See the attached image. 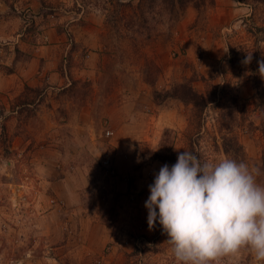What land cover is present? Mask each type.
<instances>
[{
    "label": "rangeland",
    "instance_id": "rangeland-1",
    "mask_svg": "<svg viewBox=\"0 0 264 264\" xmlns=\"http://www.w3.org/2000/svg\"><path fill=\"white\" fill-rule=\"evenodd\" d=\"M0 1V21L14 24H0V33H19L29 22L33 46L52 40L54 48L55 34L64 40L38 85L21 93L17 79L0 86V264H182L161 225H147L149 185L166 164L156 155L188 150L219 162L230 139L238 148L230 158L258 168L264 185L256 105L264 87V0L187 6L170 30L152 20L157 31L148 41L131 27L134 15L140 24L150 18L130 0H28L29 16L19 0ZM49 29L52 39L34 43ZM8 42L0 39V84L31 57ZM185 81L204 98L215 94L200 115L189 104L156 99ZM211 264L264 261L241 248Z\"/></svg>",
    "mask_w": 264,
    "mask_h": 264
},
{
    "label": "clouds",
    "instance_id": "clouds-1",
    "mask_svg": "<svg viewBox=\"0 0 264 264\" xmlns=\"http://www.w3.org/2000/svg\"><path fill=\"white\" fill-rule=\"evenodd\" d=\"M251 57H246L245 63ZM259 72L264 73V63ZM258 168L225 156L201 161L179 152L174 165L161 166L145 201L149 230L158 222L182 264H211L248 248L264 261V185Z\"/></svg>",
    "mask_w": 264,
    "mask_h": 264
},
{
    "label": "trees",
    "instance_id": "trees-1",
    "mask_svg": "<svg viewBox=\"0 0 264 264\" xmlns=\"http://www.w3.org/2000/svg\"><path fill=\"white\" fill-rule=\"evenodd\" d=\"M205 3L206 0H130L127 6H134V10L136 12L144 11L147 14V17L150 18L149 22L140 24V22L138 23L140 17L134 15V19L136 20L132 22L133 26L131 28L136 30V35H142L145 41H148L156 35L155 33L157 31L155 30L156 28L154 24L151 23L152 20L155 19L157 25H162L164 27V30H170L172 25L181 16L185 7L193 6L195 9H200L205 5ZM231 53L232 55H234L233 52ZM231 61L233 62V59ZM189 82L190 81H185L183 83L176 84L171 88V90H166L159 94L155 92L156 99H160V102L165 99H174L185 105L189 104L195 109L196 113L200 115L207 104L213 103L215 101V94H209L207 98H204L191 88ZM256 105L263 114L261 126L264 136V87L259 88L257 91ZM234 145L236 144L234 142L232 143V140L230 139L222 141L223 151L227 156L233 157L237 155L238 148H235ZM232 147L234 148V150L232 151L233 154H230L229 151L232 149ZM155 157L156 158L154 159L159 160L162 163H166L169 167H171L173 165V162L177 160L175 156L173 157L156 155ZM261 165V171H264V147ZM162 234L166 239H168V236L165 232H163Z\"/></svg>",
    "mask_w": 264,
    "mask_h": 264
},
{
    "label": "crops",
    "instance_id": "crops-1",
    "mask_svg": "<svg viewBox=\"0 0 264 264\" xmlns=\"http://www.w3.org/2000/svg\"><path fill=\"white\" fill-rule=\"evenodd\" d=\"M19 4H21V6L18 7L19 9H23L26 12V14L27 13L31 14L30 10L32 11L33 6H30V4H28V0H19ZM0 6H4V4L1 3V1H0ZM0 11L3 12L2 10H0ZM8 23L10 25H14L13 22H11V21H8L6 23L5 19H2L0 21V24L8 25ZM23 23H25V22H23ZM28 23L29 22H27L26 24L28 25ZM27 25L22 27L21 31L19 33L17 31L16 32L13 31L11 35H7V31H6V33H5V31L0 33L4 36V37H0V39L6 38V40H11V42H8L6 44L12 45V47L13 46L17 47L22 52H25L27 54H31V57L28 59L29 61L26 62L25 64H21V62L18 61L15 72H13L11 75L7 76V78L10 80L6 79V81L4 83L0 84V86H2L3 89H4L5 85L8 88L9 83H13L15 81V79H17L18 81L22 82L21 88L18 91L19 93H21L23 91L25 84L27 86L38 85V83H36L37 82L36 76L39 75L38 76V78H39L42 76L41 75L42 73H45L46 71H51L48 69V67L51 64L50 59L53 58L52 53H53V51L56 52V55H58L57 54L58 51H60V53H62L61 44L64 41L62 36L55 34L54 38H55V42L57 43V45L54 46V48L50 47L48 45L52 42V40L48 41L49 43L46 45L33 46L29 31H27V29H26V27H28ZM70 29H75V26H71ZM42 34H43L42 36L38 35L39 37H38V39H36L34 41V43H37V44L40 43L42 41V38L45 35H47V36H45L46 39H48L47 38L48 36H49V38L52 39V29H49L48 32L45 31ZM80 37L81 36H80V34H78V32H77V34H74L75 42H77ZM34 38H35V36H34ZM41 59L45 60V62L42 65L44 67H40ZM46 59H48L47 63H46ZM52 77L56 79V76H52ZM34 80H35V82H34ZM61 80H62V82H61V84H59L60 88L63 85V80L69 81V78L67 75H65V77L62 78ZM26 89H28V88L26 87ZM51 89L53 90V87H51ZM25 105L27 107H30V104H25ZM51 108L54 109V106H51ZM52 115H53V111H48L46 113V117L48 119H50L52 117Z\"/></svg>",
    "mask_w": 264,
    "mask_h": 264
},
{
    "label": "built area",
    "instance_id": "built-area-1",
    "mask_svg": "<svg viewBox=\"0 0 264 264\" xmlns=\"http://www.w3.org/2000/svg\"><path fill=\"white\" fill-rule=\"evenodd\" d=\"M106 135H107L108 137H111V136L113 135V132H112V131H107V132H106ZM103 164H104L106 167H108V169L111 168V164H110V160H109V159L104 160ZM110 171H111V173H113L112 170H110Z\"/></svg>",
    "mask_w": 264,
    "mask_h": 264
}]
</instances>
